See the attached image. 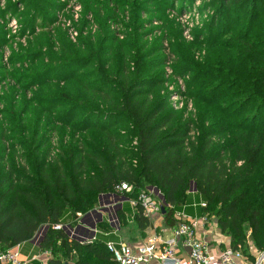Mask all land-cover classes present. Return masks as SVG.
I'll return each mask as SVG.
<instances>
[{
    "label": "trees",
    "instance_id": "16d2710c",
    "mask_svg": "<svg viewBox=\"0 0 264 264\" xmlns=\"http://www.w3.org/2000/svg\"><path fill=\"white\" fill-rule=\"evenodd\" d=\"M212 4H218L224 14H220V19L233 9L239 16L245 12L242 17L245 30L236 34L226 31L221 38L228 40L229 35H234L249 52L258 51L261 46L259 55L264 56V0H214ZM131 36L133 67L127 73L124 66L106 69L98 46L85 45L82 60L95 63L103 84L114 87V99L104 95L98 103L91 104L61 94L72 107L75 108L73 104L82 107L89 117L126 119L130 124L126 137L115 143L114 138L105 135L103 127L102 138L96 137L99 141L93 145L86 142V135L74 141V135L65 140L62 133L60 153L50 158L35 131L27 137L21 134L17 145L23 147V161L17 163L13 158L0 169V253L40 234L38 249L51 254L48 264H117L105 242L98 239L91 245H82L65 227L77 214L86 215L94 210L102 195L120 193L136 200L140 191L148 190L159 194L165 224L173 227L177 210L187 203L194 190L204 202L202 214L214 216L218 230L230 238V249L254 260L246 254L245 247L250 240L257 251L264 250V184L259 185L252 199H246L249 191L243 187L260 165L264 129H253L249 122L244 135H232L228 143L214 147L215 141L222 140L229 124L215 118L213 108L205 109L196 138L186 141L189 124H184L183 115L168 111L161 97L148 101L143 79L144 55L134 34ZM75 58L73 61L77 62ZM254 58L264 62V57ZM252 76L255 81L246 83L249 89L257 86L253 91H237L239 81L227 76L222 81L225 77H218V89L228 94L235 88L232 94L236 99L220 104L224 111L234 110L239 101L240 108L247 103L255 107L253 120L264 118V74ZM27 79L35 82L38 78ZM108 105L113 107L106 111ZM122 142L126 147H121ZM121 185L130 186L131 192H118ZM136 208L134 222L139 231H144L150 226V220L143 215L141 207ZM56 225H61V229L53 230Z\"/></svg>",
    "mask_w": 264,
    "mask_h": 264
},
{
    "label": "rangeland",
    "instance_id": "374dc122",
    "mask_svg": "<svg viewBox=\"0 0 264 264\" xmlns=\"http://www.w3.org/2000/svg\"><path fill=\"white\" fill-rule=\"evenodd\" d=\"M213 1L0 0V169L13 158L17 163L23 161L18 139L31 131L42 138L43 151L46 148L50 158L60 153L62 133L65 140L74 135V141L86 135V142L93 145L99 141L96 137L102 138L103 127L105 135L114 138L115 143L126 137L130 128L126 119L89 117L82 107H72L66 97L91 104L98 103L104 95L114 99V87L103 84L95 63L82 60L85 45L98 46L106 69L124 66L127 73L133 67L132 34L144 55L148 101L161 97L168 111L183 115L184 124H189L186 141L196 138L205 109L213 108L214 117L229 124L214 147L228 143L232 135H244L249 122L253 129H264V118L251 117L255 107L251 108L250 103L240 108L237 101L235 109L229 111L220 107L236 97L232 94L235 88L227 94L216 87L218 77H225L222 81L226 76L239 81L237 91H253L257 86L249 89L246 81H255L253 74H264V62L254 58L264 56L259 55L261 46L249 52L234 35H229L228 40L221 38L223 32L236 34L245 30V12L239 16L233 9L220 19L223 13L218 4L213 6ZM75 57L77 62L73 61ZM30 76L38 79L33 82L27 79ZM247 96L248 93L242 100ZM120 145L126 147L124 142ZM262 184L264 153L256 174L243 187L249 191L246 199L254 198ZM210 218L217 227L216 218ZM249 235L247 230L248 239ZM245 252L253 256L252 252L255 262L264 250L257 251L248 240ZM240 253V261H248Z\"/></svg>",
    "mask_w": 264,
    "mask_h": 264
},
{
    "label": "crops",
    "instance_id": "0c3cea01",
    "mask_svg": "<svg viewBox=\"0 0 264 264\" xmlns=\"http://www.w3.org/2000/svg\"><path fill=\"white\" fill-rule=\"evenodd\" d=\"M154 197L159 205L160 197L154 191ZM130 199L120 193L102 195L99 198L97 207L86 215L81 214L79 218L71 220L67 225L66 230L77 238L80 242L87 241L94 236V230L97 229L96 237L102 242H112L116 245L126 243L133 248L145 243L149 237L158 236L160 240L166 241L173 238V227H168L165 224L163 215L154 214L149 218L150 226L144 231H139L135 222L134 216L136 207L131 205ZM204 202L199 194L192 190L187 199V203L177 210L180 216L193 219L197 222L196 235L203 241L208 243L215 251L230 248V238L222 234L215 224L207 217V221H203L205 217L201 208ZM176 223H177V218ZM40 234L33 240L21 244L19 253L24 264H48L50 255L45 252H40L38 249V239ZM178 246L185 254L187 249L181 244V241L176 239ZM253 258L255 255L251 252ZM253 260L237 261V264H253ZM151 264H158L155 261Z\"/></svg>",
    "mask_w": 264,
    "mask_h": 264
},
{
    "label": "built area",
    "instance_id": "2783aa9c",
    "mask_svg": "<svg viewBox=\"0 0 264 264\" xmlns=\"http://www.w3.org/2000/svg\"><path fill=\"white\" fill-rule=\"evenodd\" d=\"M16 26V22H12ZM132 188L127 185H121L118 192L130 193ZM131 205L141 207L145 217L150 218L154 214H160V206L157 204L153 191H140L136 200L130 201ZM77 214L75 218H79ZM178 219L173 229V238L162 241L160 237H149L145 243L133 248L126 243L116 245L112 242L105 243L107 251L111 254L117 264H151L155 261L158 264H237L241 260V253L232 249L215 251L208 243L201 241L196 235L197 222L193 219H187L176 213ZM207 221V217H203ZM53 230H60L61 225H56ZM94 236L84 242L82 245H91L98 239L96 237L97 229L94 230ZM181 241L187 252L184 254L178 246L177 240ZM45 254L50 255L49 252ZM264 262V253L260 255L254 264ZM0 264H24L19 253V246L0 253Z\"/></svg>",
    "mask_w": 264,
    "mask_h": 264
},
{
    "label": "water",
    "instance_id": "95a60500",
    "mask_svg": "<svg viewBox=\"0 0 264 264\" xmlns=\"http://www.w3.org/2000/svg\"><path fill=\"white\" fill-rule=\"evenodd\" d=\"M160 214H161V215H164V209H163L162 206H160ZM63 264H69V263L65 262V263H63Z\"/></svg>",
    "mask_w": 264,
    "mask_h": 264
}]
</instances>
